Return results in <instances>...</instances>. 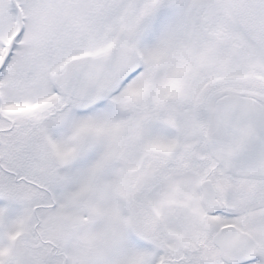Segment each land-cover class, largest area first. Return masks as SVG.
I'll use <instances>...</instances> for the list:
<instances>
[{"label":"snow or ice","instance_id":"6c2138e0","mask_svg":"<svg viewBox=\"0 0 264 264\" xmlns=\"http://www.w3.org/2000/svg\"><path fill=\"white\" fill-rule=\"evenodd\" d=\"M0 264H264V0H0Z\"/></svg>","mask_w":264,"mask_h":264}]
</instances>
